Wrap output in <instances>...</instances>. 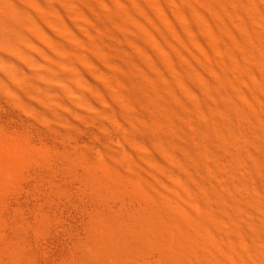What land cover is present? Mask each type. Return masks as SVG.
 <instances>
[{"label": "bare ground", "instance_id": "6f19581e", "mask_svg": "<svg viewBox=\"0 0 264 264\" xmlns=\"http://www.w3.org/2000/svg\"><path fill=\"white\" fill-rule=\"evenodd\" d=\"M12 92L50 139L0 124V264H49L79 166L95 207L60 264H264V0H0Z\"/></svg>", "mask_w": 264, "mask_h": 264}, {"label": "rangeland", "instance_id": "374dc122", "mask_svg": "<svg viewBox=\"0 0 264 264\" xmlns=\"http://www.w3.org/2000/svg\"><path fill=\"white\" fill-rule=\"evenodd\" d=\"M19 96H17L16 93L12 92L8 95H4L0 98V124H3L4 126H7L13 131L14 133H19L22 131L28 132L31 139L35 141V145H39L41 141L50 139L48 135H41L37 132L36 128L38 126L41 127V125H38L34 122L32 119V116L27 113H22L18 110L17 106L15 105V100L18 99ZM83 123V122H82ZM85 138L81 140V142H84L87 140V137L90 133V127L88 125H85ZM80 144V143H78ZM76 146V144H70L69 152L73 155L75 154V151L79 149V146ZM73 145V147H72ZM100 145V144H99ZM77 147V148H76ZM97 146L94 148L96 149ZM70 154V155H71ZM73 162L72 158L68 157V167L69 164ZM81 166L77 167L75 171H80L79 173L74 172L71 173V171L68 168V193L64 198L61 199L59 209L62 212L64 219L66 220V225H68V237L61 232V234L55 238L51 237L47 247L48 248V263L49 264H60V258L62 254H65L67 252L66 249V241L68 240V255L72 254L73 248L76 246L75 244L79 245L84 240L85 232H86V219L89 218L90 212L95 207V201L94 198H92L87 192L83 189L82 184L80 183L83 176L81 175L84 173L83 169L80 168ZM82 176L80 179V182L78 180V176ZM72 177V178H70ZM76 178V179H75ZM36 186V181H33L32 179L28 180V184L26 185V189L28 191L24 192L20 197H13L15 199H11L9 205L5 208L7 210L6 213V219L9 222L11 226L8 227L7 233L9 236H15L16 230L15 227L11 222L13 219L16 218H23L30 220L35 212V208L37 205V198L34 195V187ZM89 197V199H88ZM90 197L92 199H90ZM94 202V203H92ZM94 206V207H93ZM64 234V235H62ZM84 234V238L82 235ZM79 237H80V243H79ZM77 241V243H75ZM75 243V244H74ZM74 247H73V246ZM40 250V248H39ZM38 251V250H37ZM43 251L42 248L40 252ZM71 251V252H69ZM69 255V256H70ZM69 258V257H68Z\"/></svg>", "mask_w": 264, "mask_h": 264}]
</instances>
